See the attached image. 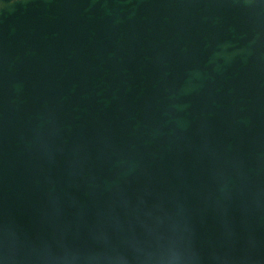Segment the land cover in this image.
Masks as SVG:
<instances>
[{"label": "water", "instance_id": "95a60500", "mask_svg": "<svg viewBox=\"0 0 264 264\" xmlns=\"http://www.w3.org/2000/svg\"><path fill=\"white\" fill-rule=\"evenodd\" d=\"M0 264H264V0H0Z\"/></svg>", "mask_w": 264, "mask_h": 264}]
</instances>
